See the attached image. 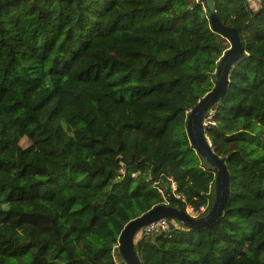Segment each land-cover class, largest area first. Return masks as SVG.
I'll return each instance as SVG.
<instances>
[{"label": "trees", "instance_id": "1", "mask_svg": "<svg viewBox=\"0 0 264 264\" xmlns=\"http://www.w3.org/2000/svg\"><path fill=\"white\" fill-rule=\"evenodd\" d=\"M245 56L206 133L231 187L210 226L136 241L141 264H264V0H214ZM228 40L203 1L0 0V264H121L131 220L210 210L189 111Z\"/></svg>", "mask_w": 264, "mask_h": 264}, {"label": "water", "instance_id": "2", "mask_svg": "<svg viewBox=\"0 0 264 264\" xmlns=\"http://www.w3.org/2000/svg\"><path fill=\"white\" fill-rule=\"evenodd\" d=\"M205 11L214 31L224 36L230 47L225 49L217 64L216 72L212 75L213 89L208 92L188 113L186 129L191 142L199 156L215 172L213 183L214 201L210 210L200 217L190 216L185 209L184 199L177 197L169 186L166 190L169 199L176 205L160 204L141 216L131 220L122 230L119 237L118 250L122 258L121 264H141L135 248L137 233L144 226L166 218L169 220V229L173 230L176 224H182L188 229H199L213 224L224 212L230 196L231 179L226 160L215 153L210 138L206 133L205 117L208 112L221 104L226 94L231 73L237 64L244 58L245 49L235 27L226 25L216 10L214 0H202Z\"/></svg>", "mask_w": 264, "mask_h": 264}, {"label": "built area", "instance_id": "3", "mask_svg": "<svg viewBox=\"0 0 264 264\" xmlns=\"http://www.w3.org/2000/svg\"><path fill=\"white\" fill-rule=\"evenodd\" d=\"M196 1H201V0H196ZM214 113H215L214 108L208 112L207 116L205 117V124L206 125L208 123L214 124V122H212V117H213ZM168 180L170 181L169 186H171V190L175 193V195L177 197L182 198V196L177 193V185H176V182L173 180V178L169 177ZM159 190L164 195L165 204H168L169 203L168 196L165 195L164 190H162V189H159ZM185 209H186V212L190 216L200 217V216H203L205 214V212L207 211V206L202 205L199 208H196V207L186 203ZM169 230H170L169 229V220L166 218H161V219L156 220V221L144 226L143 228H141L139 230V232L137 233V238L140 239L143 237H150V236H153L159 232H167Z\"/></svg>", "mask_w": 264, "mask_h": 264}, {"label": "crops", "instance_id": "4", "mask_svg": "<svg viewBox=\"0 0 264 264\" xmlns=\"http://www.w3.org/2000/svg\"><path fill=\"white\" fill-rule=\"evenodd\" d=\"M250 1V0H249ZM251 6L254 8V9H256V8H258V0H254L253 2H251Z\"/></svg>", "mask_w": 264, "mask_h": 264}, {"label": "rangeland", "instance_id": "5", "mask_svg": "<svg viewBox=\"0 0 264 264\" xmlns=\"http://www.w3.org/2000/svg\"><path fill=\"white\" fill-rule=\"evenodd\" d=\"M251 2H253L254 0H250ZM137 240H138V238H137Z\"/></svg>", "mask_w": 264, "mask_h": 264}]
</instances>
